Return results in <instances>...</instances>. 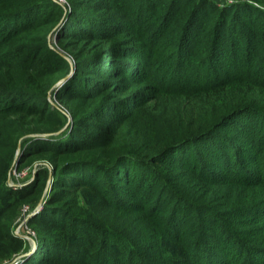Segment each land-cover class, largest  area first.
Segmentation results:
<instances>
[{"label": "trees", "instance_id": "trees-1", "mask_svg": "<svg viewBox=\"0 0 264 264\" xmlns=\"http://www.w3.org/2000/svg\"><path fill=\"white\" fill-rule=\"evenodd\" d=\"M67 1L0 0V261L31 251L15 222L52 173L18 264H264V0H196L183 25L186 0ZM53 34L76 71L56 94L72 122L29 138L66 125L48 96L73 66ZM228 89L243 92L224 109ZM168 96L206 106L161 148L129 120Z\"/></svg>", "mask_w": 264, "mask_h": 264}, {"label": "rangeland", "instance_id": "rangeland-1", "mask_svg": "<svg viewBox=\"0 0 264 264\" xmlns=\"http://www.w3.org/2000/svg\"><path fill=\"white\" fill-rule=\"evenodd\" d=\"M56 1L60 3L62 6H64L66 11L70 10V7H69L70 3L67 0H56ZM172 1L173 0H166V6L164 7V9H167L168 6H170V9H171ZM181 1H182L181 3H183L185 0H181ZM210 1L217 3L221 8L225 9V8H229L236 4H242L248 0H210ZM195 2L196 0L194 2L193 0H186L188 9L183 10L182 16H180L182 19L181 20L182 25L187 23L188 17L190 15V10L193 8ZM258 6L264 9L263 5H258ZM177 11H179L178 7L172 10L173 13H176ZM183 31L185 30L183 28H180L178 33H182ZM57 37L58 36L54 34L50 37V39L54 42L52 45L53 48L55 50H58L60 53H62L64 57L68 59V61L72 64L73 67L67 74L59 75V80H57V82L55 83L56 86L53 91L54 93L51 92L49 94L48 100L55 107L57 106L61 110L65 111L66 125L58 133L50 134L49 136H47V134L45 135L44 134H33L35 136L31 135L29 136V138L42 139V138L50 137L52 135L59 136L61 135V133L67 130L68 126L72 122V117L68 109L66 108L64 104H62L61 102L57 100L56 94L57 92H59V90L63 89L66 86L67 82L71 81L74 78L76 71H75L72 59L68 55H65L63 52H61L60 47L57 42V39H58ZM137 68L138 66H133V64L130 66L131 72H135ZM198 70H202L201 73L202 74L204 73L203 68L198 67ZM235 91L240 94L241 92H243V89H238ZM235 91L234 90L230 91L228 89V90L221 92L219 95L215 94L217 95V100H219L224 105V109H228L232 105L237 103V93ZM254 92L256 95V100L259 102H262L264 100L262 93L257 90H255ZM199 103L200 104L198 106H194V108H192L191 105L187 106L186 103L184 102L180 103L179 101H176L175 98H172L169 96L163 100H152L150 102L145 103L144 106L141 107L139 110H135L133 112V115L131 116L129 120L131 121L130 125L133 126L135 129H137L138 131H140L145 136L147 141H149V143L154 142L158 144L159 146H161L162 148L173 140V138L171 139L170 134L173 132V130L176 127L180 126L181 121L191 122L195 118V116H193V113L196 112L198 107L201 106L204 108L206 106L205 99H203L201 102L199 101ZM21 151H22V147L20 150V154H21ZM18 156H19V149H18L16 158H15V161H17V159L19 158ZM44 164H47L48 166H50L47 162L43 161V162L36 163L32 166H28L21 172L14 169L10 177L11 179L9 180L10 185L11 186H21L24 184H29L31 181L34 180L35 174L37 173L36 170L38 169V167H41V165H44ZM14 166H15V163H14ZM51 186H50V191H51ZM47 187H48V183L45 188V191ZM50 191L48 192V195L50 194ZM221 201L223 202V200ZM37 207H38V204L36 203L35 200L24 203L20 208L18 218L16 219V222H15L16 231L19 230V232L17 233L19 235L17 236L28 242L29 246L31 247V255L36 251L37 243H36V232L28 226V221L32 213L35 211ZM133 219H134L133 220L134 224L141 223V220H142L140 215L139 216L133 215ZM24 255L25 254H23L22 256ZM22 256L16 257L13 260L0 261V264H11L14 260L19 259Z\"/></svg>", "mask_w": 264, "mask_h": 264}, {"label": "water", "instance_id": "water-1", "mask_svg": "<svg viewBox=\"0 0 264 264\" xmlns=\"http://www.w3.org/2000/svg\"><path fill=\"white\" fill-rule=\"evenodd\" d=\"M50 134H47V136H49ZM33 136H35V135H33ZM21 147H22V143H20V145H19V156H20V150H21ZM18 156V157H19ZM38 170V169H37ZM37 170H36V172H37ZM52 173L50 174V178H49V182H48V187H47V189H46V191H45V193H44V195H43V197H42V199H41V201H40V203L38 204V207L35 209V213H38V212H40L41 210H42V208H43V206H44V204H45V202H46V199H47V197H48V192L50 191V186H51V183H52ZM31 255V251H30V253H27V254H25L24 256H22L21 258H19V259H16V260H14L11 264H17L18 262H19V260H21L23 257H27V256H30Z\"/></svg>", "mask_w": 264, "mask_h": 264}, {"label": "built area", "instance_id": "built-area-1", "mask_svg": "<svg viewBox=\"0 0 264 264\" xmlns=\"http://www.w3.org/2000/svg\"><path fill=\"white\" fill-rule=\"evenodd\" d=\"M36 214H37V213L33 212L32 215H31V217L35 216ZM31 217H30V218H31ZM18 232H19V230L16 231V235H19V234H17ZM17 264H18V263H17Z\"/></svg>", "mask_w": 264, "mask_h": 264}]
</instances>
